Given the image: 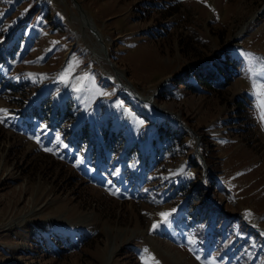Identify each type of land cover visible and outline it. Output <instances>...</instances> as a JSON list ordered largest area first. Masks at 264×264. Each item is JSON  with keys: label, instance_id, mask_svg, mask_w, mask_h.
I'll return each instance as SVG.
<instances>
[{"label": "rangeland", "instance_id": "1", "mask_svg": "<svg viewBox=\"0 0 264 264\" xmlns=\"http://www.w3.org/2000/svg\"><path fill=\"white\" fill-rule=\"evenodd\" d=\"M262 10L0 0V264H264ZM225 55L237 74L202 87Z\"/></svg>", "mask_w": 264, "mask_h": 264}, {"label": "trees", "instance_id": "2", "mask_svg": "<svg viewBox=\"0 0 264 264\" xmlns=\"http://www.w3.org/2000/svg\"><path fill=\"white\" fill-rule=\"evenodd\" d=\"M4 53V50L0 49V62L1 60H3V56L5 54L10 55L9 53ZM208 68H210L212 71H204L202 70V72L204 73L202 77H200V85L202 87L205 88H221L223 86H225L226 84H229V81L231 80V78L233 76H235L237 74V68H238V62L236 60H234L230 55H225L224 57H219L218 59L212 61L210 63V65H208ZM200 70V69H199ZM185 79V78H183ZM14 86L12 84H8L7 80L0 77V95L3 98H8V100H12V98L14 97L13 93L10 95H7V93H11ZM61 110L59 109H53V111H51V113L45 115L46 119H43L44 121H46V123L48 124V122L53 121V120H61L65 117L63 112H59ZM26 112L27 116H25L24 114H22L23 116H25V118H33V119H38V118H43L42 117V109L41 107H32L31 109L29 108ZM179 128V127H178ZM159 129H162V131H160ZM158 129V133L159 135L162 137L163 142H167L169 145L172 143L174 144V130L171 131L170 128H168V126H163L160 125ZM106 135V134H105ZM87 138H91L90 136ZM103 139H107L106 140V144L104 143V146L109 147L110 145H112V141L113 138L112 136L109 137H102ZM172 148V145L169 147V149L166 150L167 153H170V149Z\"/></svg>", "mask_w": 264, "mask_h": 264}, {"label": "bare ground", "instance_id": "3", "mask_svg": "<svg viewBox=\"0 0 264 264\" xmlns=\"http://www.w3.org/2000/svg\"><path fill=\"white\" fill-rule=\"evenodd\" d=\"M263 13H264V10L259 11L257 14L254 15L253 20L256 21V20L261 19L262 16H263ZM81 22H82V25H83V26L88 27V28H90V29H92V30L95 29V26H94V25L91 23V21H90L89 19H87L86 17L82 16V18H81ZM239 34H240V33H239ZM99 40H101L100 37H99ZM97 50H98V49H97ZM100 52H101V49H100ZM138 99L141 100V99H144V98L139 97ZM145 100H146V99H145ZM262 231L264 232V228H262Z\"/></svg>", "mask_w": 264, "mask_h": 264}, {"label": "snow or ice", "instance_id": "4", "mask_svg": "<svg viewBox=\"0 0 264 264\" xmlns=\"http://www.w3.org/2000/svg\"><path fill=\"white\" fill-rule=\"evenodd\" d=\"M81 79H88V77L85 76V77H82ZM253 87L255 88L256 85L254 84ZM76 91H80V89L77 88ZM262 104H264V101H262ZM262 120H264V114H262ZM57 140H59V136H57ZM45 151H48V149H45ZM78 163H79V161H78ZM160 215H161V219H162L163 221H167V219H168V217L171 215V213H161ZM157 226H158V225L153 224V229H155ZM197 258L199 259V257H197Z\"/></svg>", "mask_w": 264, "mask_h": 264}, {"label": "water", "instance_id": "5", "mask_svg": "<svg viewBox=\"0 0 264 264\" xmlns=\"http://www.w3.org/2000/svg\"><path fill=\"white\" fill-rule=\"evenodd\" d=\"M140 101H143V102H149L148 100H145V99H141ZM175 117H176V119H177L178 124H179L181 127H183L184 129H186V130L192 132V130H191L189 127H187V126H186V125L180 120V118L178 117V115H175ZM205 170H206V168H205V166H204V168H203V174H205Z\"/></svg>", "mask_w": 264, "mask_h": 264}]
</instances>
